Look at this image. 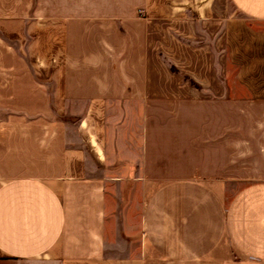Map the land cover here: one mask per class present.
<instances>
[{
    "label": "crops",
    "instance_id": "obj_1",
    "mask_svg": "<svg viewBox=\"0 0 264 264\" xmlns=\"http://www.w3.org/2000/svg\"><path fill=\"white\" fill-rule=\"evenodd\" d=\"M0 264H264V0H0Z\"/></svg>",
    "mask_w": 264,
    "mask_h": 264
},
{
    "label": "rangeland",
    "instance_id": "obj_2",
    "mask_svg": "<svg viewBox=\"0 0 264 264\" xmlns=\"http://www.w3.org/2000/svg\"><path fill=\"white\" fill-rule=\"evenodd\" d=\"M227 8H228L229 13L233 16V18L244 19L241 13L236 11V9L229 2L227 3Z\"/></svg>",
    "mask_w": 264,
    "mask_h": 264
},
{
    "label": "trees",
    "instance_id": "obj_3",
    "mask_svg": "<svg viewBox=\"0 0 264 264\" xmlns=\"http://www.w3.org/2000/svg\"><path fill=\"white\" fill-rule=\"evenodd\" d=\"M175 69V68H174Z\"/></svg>",
    "mask_w": 264,
    "mask_h": 264
}]
</instances>
